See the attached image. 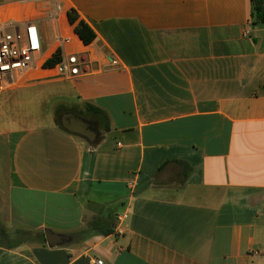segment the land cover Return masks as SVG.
I'll return each instance as SVG.
<instances>
[{"label": "crops", "instance_id": "obj_1", "mask_svg": "<svg viewBox=\"0 0 264 264\" xmlns=\"http://www.w3.org/2000/svg\"><path fill=\"white\" fill-rule=\"evenodd\" d=\"M249 12V0H0V26L36 23L43 62L60 50L89 63L70 80L35 68L0 92L24 102L31 90L39 108L0 132V229L66 237L0 246V264H264V24ZM66 115L94 139L66 131Z\"/></svg>", "mask_w": 264, "mask_h": 264}, {"label": "built area", "instance_id": "obj_2", "mask_svg": "<svg viewBox=\"0 0 264 264\" xmlns=\"http://www.w3.org/2000/svg\"><path fill=\"white\" fill-rule=\"evenodd\" d=\"M11 32H6V29ZM14 22H6L0 26V92L17 87L22 76L32 69L43 68V50L39 28L34 22H27L15 30ZM71 39L63 37L58 40V45H68ZM117 64L111 60V65ZM89 63L82 58V53H70L64 55L60 52V60L51 68L44 69L49 78L70 80L82 75ZM127 189L132 191V183H127ZM125 214L116 217L113 231L116 235L124 233L123 222ZM95 264H102L96 261Z\"/></svg>", "mask_w": 264, "mask_h": 264}, {"label": "trees", "instance_id": "obj_3", "mask_svg": "<svg viewBox=\"0 0 264 264\" xmlns=\"http://www.w3.org/2000/svg\"><path fill=\"white\" fill-rule=\"evenodd\" d=\"M250 12L249 21L251 25L264 24V0H249ZM67 20L70 25H73V30L78 39L84 44H90L94 38V32L89 28V26L81 20L77 19V15L73 10L67 12ZM60 60V50H56L50 58H48L43 63V68H51ZM88 109L93 113H100L96 108L88 106ZM106 129V127H105ZM101 225L98 221L93 220L90 224L92 230L101 232L103 235H108L111 233V229L102 230ZM14 238H9L8 234L0 229V246L5 249L14 248L22 243L36 242L39 244H45V239L42 233L33 234L28 231H19L15 233Z\"/></svg>", "mask_w": 264, "mask_h": 264}, {"label": "rangeland", "instance_id": "obj_4", "mask_svg": "<svg viewBox=\"0 0 264 264\" xmlns=\"http://www.w3.org/2000/svg\"><path fill=\"white\" fill-rule=\"evenodd\" d=\"M6 32H11V29H6ZM45 50V47H44ZM22 84V83H21ZM20 85V84H19ZM49 87V86H47ZM46 88V87H40ZM25 97H22L24 102H18L17 99H12L9 101L7 96L0 94V132L10 130L14 124L21 125V123H27V119H31L38 111L37 104L35 99H30L29 96L32 94V91L22 92ZM54 101H50L49 104L44 105L41 114L44 115L46 120H49V112L53 108ZM60 115V114H59ZM36 116V115H35ZM26 120V121H25ZM60 120V117H59ZM14 123V124H13ZM5 175V144L3 138H0V224L5 225L2 222V218L7 216V203L9 202L6 195V186L3 177ZM13 206L16 208L17 201L16 198H13ZM37 219L34 217L33 220Z\"/></svg>", "mask_w": 264, "mask_h": 264}, {"label": "water", "instance_id": "obj_5", "mask_svg": "<svg viewBox=\"0 0 264 264\" xmlns=\"http://www.w3.org/2000/svg\"><path fill=\"white\" fill-rule=\"evenodd\" d=\"M61 126L68 132L80 135L85 139L92 141L95 137L94 125L85 123L74 116L66 115L61 120ZM45 242L49 247L59 246L66 242V237L55 234L49 230L43 232Z\"/></svg>", "mask_w": 264, "mask_h": 264}]
</instances>
